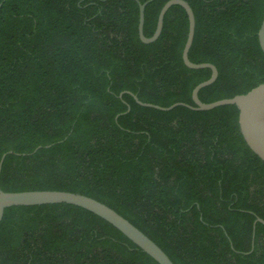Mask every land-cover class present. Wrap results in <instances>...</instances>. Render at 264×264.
Listing matches in <instances>:
<instances>
[{"label": "trees", "instance_id": "obj_1", "mask_svg": "<svg viewBox=\"0 0 264 264\" xmlns=\"http://www.w3.org/2000/svg\"><path fill=\"white\" fill-rule=\"evenodd\" d=\"M167 1L145 6V37ZM185 1L195 21L188 59L218 73L198 99L263 83L264 0ZM137 25L134 0H0V190L96 199L173 264H264V162L243 141L237 108L138 105L129 93L193 106L210 69L182 61L181 6L168 8L151 43ZM0 264L158 263L91 212L44 204L4 210Z\"/></svg>", "mask_w": 264, "mask_h": 264}, {"label": "water", "instance_id": "obj_2", "mask_svg": "<svg viewBox=\"0 0 264 264\" xmlns=\"http://www.w3.org/2000/svg\"><path fill=\"white\" fill-rule=\"evenodd\" d=\"M138 6V38L142 43H151L155 41L162 29L163 17L168 8L172 5H179L183 8L188 19V31L186 40L182 49L181 58L184 65L189 69H210L208 79L198 83L191 92L192 105L175 102L167 107L141 102L135 95L129 93L135 102L143 107L154 108L161 111H169L176 106H184L195 111H208L223 105H234L238 110V128L246 146L253 152L262 162H264V82L258 84L245 94L235 95L231 98H225L210 103H203L198 99L200 89L211 85L217 78V70L210 63H193L188 59V51L190 49L194 35V16L189 4L185 0H168L161 7L156 27L150 37L143 35L144 8L153 0H145L140 2L134 0ZM257 38L259 47L264 56V16L260 23ZM5 155L0 159V168ZM44 204H69L85 209L92 214L98 216L104 221L112 225L116 230L123 234L129 241L136 245L141 251L150 256L158 264H173L168 256L142 231L131 224L127 219L119 215L112 208L96 199L86 195L59 190H31L5 192L0 190V221L6 208L12 206H36ZM256 221L264 225V221L257 218Z\"/></svg>", "mask_w": 264, "mask_h": 264}, {"label": "flooded vegetation", "instance_id": "obj_3", "mask_svg": "<svg viewBox=\"0 0 264 264\" xmlns=\"http://www.w3.org/2000/svg\"><path fill=\"white\" fill-rule=\"evenodd\" d=\"M252 246H253V244H252ZM252 250V249H251Z\"/></svg>", "mask_w": 264, "mask_h": 264}]
</instances>
